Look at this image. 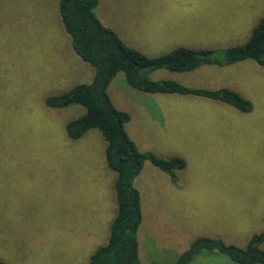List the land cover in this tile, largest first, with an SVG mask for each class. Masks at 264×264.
I'll return each instance as SVG.
<instances>
[{
	"label": "rangeland",
	"instance_id": "1",
	"mask_svg": "<svg viewBox=\"0 0 264 264\" xmlns=\"http://www.w3.org/2000/svg\"><path fill=\"white\" fill-rule=\"evenodd\" d=\"M58 1L0 0V260L6 264H84L106 242L116 212L115 172L106 166L102 134L65 133L66 122L85 108L44 102L94 74L71 48ZM94 13L147 56L185 47L221 57L247 40L264 15V0H98ZM146 75L230 88L250 108L139 91L122 72L111 79L108 95L129 114L125 129L137 149L182 163L170 173L146 158L132 180L140 199V263L175 264L199 236L244 246L264 231V64L247 58ZM188 264L238 263L203 250Z\"/></svg>",
	"mask_w": 264,
	"mask_h": 264
},
{
	"label": "trees",
	"instance_id": "2",
	"mask_svg": "<svg viewBox=\"0 0 264 264\" xmlns=\"http://www.w3.org/2000/svg\"><path fill=\"white\" fill-rule=\"evenodd\" d=\"M97 3L98 0L58 1L59 18L70 36L71 48L82 61L94 68V74L90 82L78 83L57 95L47 96L44 102L53 108L73 103L82 105L85 111L66 122L65 133L69 138L76 139L88 129H97L106 143V166L115 172L113 186L116 212L109 226L107 240L90 254L84 264H141L136 237L141 219L140 199L132 180L146 158L170 173L172 169L181 167L182 163L177 159L162 160L137 149L125 129L129 114L113 105L107 86L116 73L122 72L125 81L139 91L200 95L225 101L239 111H247L250 108L248 102L230 88L188 87L172 80H154L146 73L158 68L184 71L202 64L221 66L247 58L264 64V15L242 45L225 48L221 57L213 49L193 50L185 47H176L150 57L127 45L115 30L100 21L94 13ZM263 240L264 231L252 235L244 246L227 244L217 237L199 236L177 255L175 264H188L203 250L223 253L238 264H264V250L259 247ZM0 264L6 263L0 260Z\"/></svg>",
	"mask_w": 264,
	"mask_h": 264
}]
</instances>
